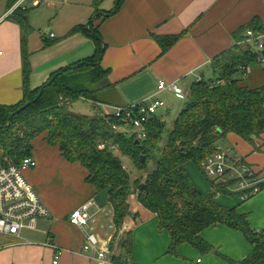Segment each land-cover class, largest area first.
Wrapping results in <instances>:
<instances>
[{"label":"crops","instance_id":"obj_1","mask_svg":"<svg viewBox=\"0 0 264 264\" xmlns=\"http://www.w3.org/2000/svg\"><path fill=\"white\" fill-rule=\"evenodd\" d=\"M40 2L38 7L31 8L42 7L44 3L55 14L49 24L54 32L48 30L46 37L35 35V26L31 24L32 33L23 45L24 34L14 19L9 17L0 24V106L20 103L24 99L25 83L27 90L41 88L59 69L74 68L93 56L97 45L90 32H97L102 43L100 67L106 71V78L101 86H95L93 97L95 105L111 111L102 110L105 113L101 111L99 115L104 116L154 95L164 103L173 98L185 100L190 86L212 77L210 64L225 51L240 45L259 55L255 48L242 42L251 25L264 30V0H124L114 14L117 0H104L98 8L94 0ZM7 10V3L0 0V16ZM49 33L54 38L50 39ZM172 36L178 39L163 50L158 39ZM53 43L60 47L58 53L45 55ZM24 59L29 70L28 81L24 77ZM259 79L264 82V62L260 56L257 62L234 76V80L246 86ZM159 81L178 84L184 90V98L179 99L167 90L158 94ZM164 109L158 114L162 116ZM45 138L39 135L32 141L31 157L37 164L25 172V177L50 214L38 221L34 231L23 229L19 239L3 237L0 264H53L57 254V264H99L91 259L90 253L82 251L85 235L91 232L89 228L77 229L69 224L73 210L89 201L92 202L88 209L91 233L100 246H110L116 235L111 255H121L123 260L129 259L134 264H189L196 259H202L201 264H237L251 253L252 246L240 232L218 224L200 233L212 247L206 255L189 244L179 247L178 258L172 253L168 255L171 238L137 196L129 198L131 215L116 234L107 192H97L86 182L85 168L79 163H69L57 147L46 144ZM219 142L230 149L232 156L243 157L256 169L264 168V133L252 142L229 133ZM222 195L216 198L221 199ZM225 198L217 203L245 214L253 229L264 228V189L240 208L235 206L239 201ZM126 233L132 239L130 254L118 246ZM48 241L54 248L46 247Z\"/></svg>","mask_w":264,"mask_h":264},{"label":"trees","instance_id":"obj_2","mask_svg":"<svg viewBox=\"0 0 264 264\" xmlns=\"http://www.w3.org/2000/svg\"><path fill=\"white\" fill-rule=\"evenodd\" d=\"M16 1L6 0L7 8L10 9ZM103 1L94 0V6L98 8ZM123 2L117 0L116 10ZM28 14L29 9H19L11 17L21 27L23 45L32 33ZM251 26L248 30L264 32L261 27ZM90 33L96 40L97 52L83 61L78 70L91 67L85 78L93 80L95 70L98 81L93 84H99L106 78V71L100 67L102 43L97 32ZM177 39V36H172L158 40L164 50ZM259 56L252 54L250 47L243 49L235 45L215 58L210 64L212 77L201 79L190 86L186 103L176 116L168 140L162 148L159 145L166 124L158 116L151 117L146 124V139L136 141L133 136L115 134L111 125L117 124L119 119L109 114L88 117L71 112L69 102L76 98L95 102L93 96L97 90L70 86L64 74L72 68L59 69L51 75V79L55 77V80L49 86L27 90L25 83L24 99L20 103L11 107L0 106V160L7 156L13 164H18L23 158L31 156L32 141L44 135L46 144L57 147L69 163H79L85 168V180L89 185L97 192H107L114 213L116 234L122 229L126 217L131 215L129 198L137 196L140 204L156 215L161 230L166 231L171 238L168 253L178 255V248L185 244L199 252L212 251L200 233L221 224L240 232L252 246L251 253L237 264H264V228L260 231L253 229L245 214L216 202L217 194H227L221 183L210 181L211 192L203 195L185 170L188 161L200 167L202 161L212 155L213 145L229 133L248 142L264 133V84L250 88L234 80L242 68L257 62ZM28 74L26 62V81ZM42 88L43 95L32 102ZM27 103H31L30 106L17 113L12 119V126L8 128L9 116ZM100 143L117 145L120 152L115 154L108 148L100 150ZM157 150L160 155L155 162L156 166L153 171L145 174ZM121 156L127 157L144 175L131 179L121 164ZM142 156L144 162H141ZM141 184H145V190H139ZM114 238L111 250L115 249ZM131 242L130 234L126 233L118 241V246L124 253L130 254ZM112 261L114 264H122L123 258L121 255H113Z\"/></svg>","mask_w":264,"mask_h":264},{"label":"built area","instance_id":"obj_3","mask_svg":"<svg viewBox=\"0 0 264 264\" xmlns=\"http://www.w3.org/2000/svg\"><path fill=\"white\" fill-rule=\"evenodd\" d=\"M40 4V0H17L0 16V24L12 17L16 10L25 11L28 7H38ZM49 38H54V34L49 33ZM243 40V44L256 49L260 60L264 62V32L246 30ZM158 89V94L167 90L179 99L184 98L183 88L176 83L159 81ZM165 107L166 103L154 95L135 106L115 109V112L109 115L119 119V122L112 124L111 129L117 135L133 136L136 141H144L147 137L146 124ZM19 138L22 136L19 135ZM213 146L212 155L204 159L200 165L205 177L221 183L227 194H234L241 203L258 196L264 189V168L256 169L243 157L232 156L230 149L220 142ZM98 148L120 152L117 145L100 143ZM36 164L35 158L31 156L23 158L18 164H13L7 156L0 160V236L2 237L19 239L23 229L34 231L37 229L38 221L48 218L50 214L41 197L25 177V172L35 168ZM220 195L222 194H217V197ZM91 205L92 202L89 201L73 210L69 216V224L77 229L89 228L92 232L88 213ZM113 228L115 229L114 226ZM91 232L85 235L86 244L82 247V251L90 253L91 259L99 264H114L110 246H100V241ZM46 247L54 248V245L48 241ZM58 261L57 254L53 264H57ZM201 262L202 259H196L189 264H201ZM122 264L134 263L126 259Z\"/></svg>","mask_w":264,"mask_h":264},{"label":"rangeland","instance_id":"obj_4","mask_svg":"<svg viewBox=\"0 0 264 264\" xmlns=\"http://www.w3.org/2000/svg\"><path fill=\"white\" fill-rule=\"evenodd\" d=\"M3 1L6 3V0H2V2ZM29 8L30 9H29L28 17H29V20L31 19L29 21V24L30 25L33 24L35 26V32H36L35 35L38 36L39 34H41L42 37H46L48 30L51 32H54L52 30V28L50 29L49 24H50V19L54 18L55 14L54 13L52 14L50 9H46V4L43 3L42 7H39V8H31V7H29ZM57 8H59V6ZM28 39H29V37H28ZM59 48L57 46V43L50 44L45 55H48L49 53H52V52L55 55L58 53ZM89 68H91V67H89ZM89 68H85V70L82 69V70H75V71L66 72L64 74V79L68 80V83L70 86H75V85L76 86H83L84 88H86L88 90H90V88L92 90L97 85V84H93V83L95 81H98V80L96 77L97 75H96L95 70H94V75H93V76H95V78L93 80H91V79L88 80L85 78V75H87V73H89L91 70ZM64 69H66V68H64ZM87 69H89V70L87 71ZM85 72H86V74H84ZM75 75H77V77ZM68 78L71 80H69ZM103 81L100 82L98 85L101 86L103 84ZM263 84H264V82L261 81V79H259L258 81H255L253 84L252 83L249 84V87L255 88V87L261 86ZM94 90H96V88ZM166 103H167L166 107H165L163 113H161L162 116L160 114L157 115L159 118H162L163 122L166 124V131L164 132L165 134L163 135L162 141L160 142V145H159L160 148H162L166 144L168 137H169V131L172 127V124H173L174 120L176 119V116L181 112V109L184 107L186 102H185V100L179 101V100H176L175 98H173V99H171V101H168ZM68 106H69L71 112H73L75 114L77 113L80 115L88 116V117L99 115V113L102 110L109 111V109H107V108L105 109V107L95 105L94 101H92L91 99L87 100L84 98H82V99L76 98L75 100L71 101ZM105 111H102L103 114L105 113ZM109 112H111V111H109ZM115 154H118V153H115ZM159 155H160V152H159V150H157L156 155L154 156L152 162H150L149 166L147 167V171L145 172V174L153 171V169L156 166L155 162H156ZM0 157H1V154H0ZM120 160H121V164H123L124 168L126 169L128 174L130 175L131 179H133V180L136 178L138 179V177H141L142 175H144V172L137 170V168L134 166V164H132V162L127 157L121 156ZM185 170H186L187 175L191 178L193 184L196 186L197 189H199L201 192H204V193L207 191H208V193L211 192L209 183H210V181H213V180L212 179L207 180L208 178L206 179V177L203 174L202 170L200 169L199 165L197 166L194 162L188 161L185 164ZM207 188H208V190H207ZM222 196H223L222 198L226 197L225 199H228V200L230 198H233V199H236V201H239V199L235 196H226V195H222ZM222 198L218 199L215 197V200H216V202L222 203V201H223ZM242 204H244V203H241L239 201L238 205H235V206L240 208L241 207L240 205H242ZM25 233L27 235H30L32 232H25ZM4 239L5 238L0 237V242L5 241ZM203 254H205V253H203ZM168 255H170V254L168 253ZM177 256H180V254L176 255V257ZM132 257H133V254H132Z\"/></svg>","mask_w":264,"mask_h":264},{"label":"water","instance_id":"obj_5","mask_svg":"<svg viewBox=\"0 0 264 264\" xmlns=\"http://www.w3.org/2000/svg\"><path fill=\"white\" fill-rule=\"evenodd\" d=\"M116 9H117V5L115 6V10H114V12H116ZM81 65H82V63H80V64H78V65H76V66H74V68H72L73 70L74 69H77V68H79V67H81ZM55 80V77L54 78H52L45 86H49L53 81ZM43 90H44V88H42L39 92V95L32 101V102H36L42 95H43ZM30 104L31 103H27V104H25V105H23V106H21L15 113H12L10 116H9V124L7 125L8 126V128L9 127H11L12 126V119H13V117L17 114V113H20L21 111H23V110H25V109H27L29 106H30ZM141 162H144V157L142 156L141 157ZM142 189H146V186H145V184H141L140 186H139V190H142Z\"/></svg>","mask_w":264,"mask_h":264}]
</instances>
